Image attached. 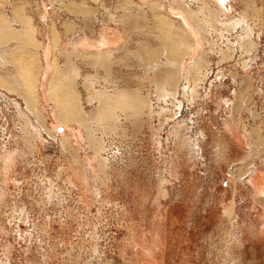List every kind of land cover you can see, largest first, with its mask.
I'll list each match as a JSON object with an SVG mask.
<instances>
[{"label": "rangeland", "instance_id": "374dc122", "mask_svg": "<svg viewBox=\"0 0 264 264\" xmlns=\"http://www.w3.org/2000/svg\"><path fill=\"white\" fill-rule=\"evenodd\" d=\"M49 1L0 0L6 15L13 16L9 2L22 6L24 14L46 31L49 27L40 15L41 5ZM236 9L247 12L256 30L262 31L258 63L245 71L238 55L221 60L209 54L210 79L216 73L225 75L226 85L203 103L184 100L182 115L178 114L194 117L192 136H201L200 152L190 154L187 146H175L167 136L173 122L168 125L159 116H145L136 129L129 126L127 135L106 137L114 141L115 150L121 147L123 166L114 171L111 182L95 185L97 191L88 198L65 185V177L57 180L63 162L60 148L45 135L40 149L19 162L7 187L8 204L0 208V264L8 258L10 264H264V195L253 189L247 175L241 176L248 150L256 162L264 159V0H237L231 13ZM62 12V17L69 13ZM150 19L154 21L152 15ZM131 36L132 48L139 39H149L138 31ZM235 87L237 95L232 93ZM1 91L19 99L16 92ZM227 99L234 101L232 110ZM4 106L0 149L16 130L15 107L10 102ZM226 117L246 144L232 141L223 124ZM171 152L178 158L175 174L168 175ZM162 179L167 180L162 184ZM50 180L58 183L62 205L45 196Z\"/></svg>", "mask_w": 264, "mask_h": 264}, {"label": "bare ground", "instance_id": "6f19581e", "mask_svg": "<svg viewBox=\"0 0 264 264\" xmlns=\"http://www.w3.org/2000/svg\"><path fill=\"white\" fill-rule=\"evenodd\" d=\"M91 1L98 2L96 7ZM125 1L128 10L122 18L126 24V42L118 49L123 53L119 58L106 48L109 41L106 29L96 30L92 25V20H100L99 7L105 9L101 0L43 3L40 21L48 25V31L46 27L40 28L33 16L24 14L22 6L9 2L13 16L6 15L0 2V113L4 115V105L10 102L15 107L16 121L15 132L9 133L0 149V208L8 201L7 187L19 162L40 149L45 135L60 148L63 162L57 180L65 177V185L78 188L88 198L97 191L95 185L111 182L114 171L123 166L121 147L115 150L114 141H107L106 137L127 135L129 126L136 129L137 121L145 116H159L168 125L173 122L167 136L174 140L175 146H187L190 154L200 152L201 136H192L194 117L180 118L178 114L182 115L184 100L203 103L212 97L211 93L214 95L226 85L225 75L216 73L210 79L213 72L209 54H217L221 60L238 55L243 58L245 71L258 63L262 31L256 30L247 12L241 14L236 9L231 13L232 4L237 0L228 3L225 0ZM129 7L132 11L136 9L135 18ZM63 10L69 13L61 21ZM71 14L82 17L83 25H77ZM132 30L147 34L149 39H139L132 48ZM50 53L52 59H48ZM114 64L127 71L124 85L112 80ZM232 78L238 84L236 76ZM1 89L16 92L21 101L10 99ZM232 93L239 94L238 88ZM226 102L232 110L234 101L227 99ZM231 123L230 118L223 119L232 141L238 145L242 142L238 138L241 133ZM61 128L63 133L59 132ZM243 141L246 144L244 138ZM248 151L243 159L246 171L241 176L247 175L253 189L264 195V159L256 162V156ZM171 155L168 175L175 174V158H178L172 152ZM166 180L162 179V184ZM55 181L50 180L45 196L48 202L56 199L62 205L64 197H60L58 188L56 191ZM5 252H9L8 248ZM4 264H10L9 258Z\"/></svg>", "mask_w": 264, "mask_h": 264}, {"label": "crops", "instance_id": "0c3cea01", "mask_svg": "<svg viewBox=\"0 0 264 264\" xmlns=\"http://www.w3.org/2000/svg\"><path fill=\"white\" fill-rule=\"evenodd\" d=\"M101 1L104 2L105 9L103 7H101V6L99 7V9H98L99 12H98L97 17L100 18V20L99 19L97 21L92 20V23H94L92 25L96 28V30H98L99 28H102V27H103L102 28L103 30L106 29L105 31L107 32L108 37H109V41L107 43L106 48L111 49L114 52V56H117L119 58L120 55L123 54V53L120 52V50H118V49L121 48V46H123V44L126 42V33L125 32H127V31L125 30L126 24H125V21H124V18H125V15L124 14H126L124 12H126L128 10L125 7L126 6L125 5L126 4L125 3L126 1L125 0H101ZM134 1H136V0H134ZM93 2L94 1H91L92 6L95 5V7H96V5L98 4V2H97V4H95ZM106 10L107 11L109 10L108 12L109 13L111 12L110 14L112 16ZM129 11L132 12L131 15L134 16V18H135V16H137L136 15V9L133 8V11H132V8L129 7ZM107 13L109 15H107ZM112 13H114V14H112ZM134 13H135V15H133ZM67 16L68 15L66 14L65 17H67ZM69 16L73 20H75V22H76L77 25H78V23L80 25H83L82 17L78 18V17L73 16L72 14L69 15ZM123 16H124V18H122ZM65 17H62L61 21H63V19ZM102 17L103 18L106 17L105 18V22H104V19ZM108 17H109V19H108ZM101 19H102V21H101ZM115 19L118 20V21H115ZM119 19H121V21ZM93 21H95V22H93ZM122 21H123V23H121ZM80 22H82V23H80ZM132 27L135 28V25H133ZM50 54L48 55V59L49 58L52 59V54L51 55ZM112 70L114 72V78L112 77V80L116 79V80H118V82L121 81L122 85H124V81H125V79H124L125 78V76H124V74H125V68L119 66V64L118 65L114 64ZM101 72H103V69H102Z\"/></svg>", "mask_w": 264, "mask_h": 264}]
</instances>
